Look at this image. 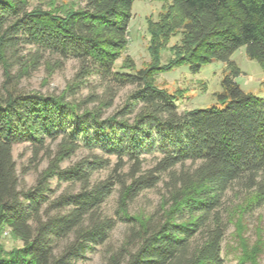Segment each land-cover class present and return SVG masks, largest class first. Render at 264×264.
I'll return each mask as SVG.
<instances>
[{"label": "trees", "instance_id": "16d2710c", "mask_svg": "<svg viewBox=\"0 0 264 264\" xmlns=\"http://www.w3.org/2000/svg\"><path fill=\"white\" fill-rule=\"evenodd\" d=\"M161 1L165 10L147 27L151 60L136 68L129 55L116 65L127 46L133 0L49 8L0 0V264H77L106 242L118 221L127 231L103 264H223L233 218L228 193L247 198L240 211L264 204V100L242 90L230 59L244 47L264 68V0ZM177 32L172 56L160 64L159 52ZM45 56L55 57L56 66L78 62L60 95L18 87V78ZM211 60L226 63L216 94L221 106L179 112L182 91L158 87L155 75L182 64L197 72ZM91 80L94 90L76 97ZM126 86L133 88L106 115ZM21 142L37 165L47 160L26 189L19 188L12 156ZM81 149L87 154L62 166ZM145 154L155 155L147 168ZM100 170L109 172L93 179ZM61 183L70 188L57 192ZM158 183L165 190L158 207L131 214L130 203ZM114 191L109 215L103 205ZM6 231L21 244L6 249ZM261 248L260 241L244 248L243 260L253 262Z\"/></svg>", "mask_w": 264, "mask_h": 264}, {"label": "rangeland", "instance_id": "374dc122", "mask_svg": "<svg viewBox=\"0 0 264 264\" xmlns=\"http://www.w3.org/2000/svg\"><path fill=\"white\" fill-rule=\"evenodd\" d=\"M74 1L76 0H29L31 6L41 5L43 8H49L51 5L70 4ZM166 5L167 3L161 0H133L128 23L127 46L121 57L116 61L117 66L120 65L125 55H129L133 59L136 68L143 67L150 62L148 22L157 21L159 14L165 10ZM179 40L180 33L178 32L168 39L165 47L159 52L158 59L160 64L166 63L169 57L172 56L170 48L172 45L177 44ZM26 51L27 49H24L22 53H26ZM230 59L240 70V74L234 80L240 85L242 90L264 100V68L255 59H251L246 55L244 47L234 51ZM77 67L78 62L75 59H68L61 66H56L55 57L47 56L39 62L37 68L29 70L27 74L18 78V87L29 92L60 95L65 91ZM17 68L18 66L15 65L12 72L17 73ZM226 71V63L219 60H211L197 72H192L187 64H182L170 70L158 72L155 75V84L170 93H175L176 90L182 91L181 96L176 101L179 112L195 108L220 107L221 104L216 94L221 90V79ZM3 82L4 76L2 69H0V85ZM95 82V80H91V86H81L77 90L76 97H86L92 89L94 90L92 85ZM132 88V86H126L119 90L114 105L106 110V115L124 101L126 94ZM71 98V96L68 97V99ZM54 146L55 144L53 143L50 148L53 149ZM86 154L87 151L78 150L70 160L64 161L62 166H68ZM12 156L16 162L19 188L21 189L32 186L38 172L47 165L45 158L40 160L38 165L36 161L32 160V148L27 142L14 144ZM154 156L153 154L144 155V168L149 167L153 163ZM25 169L28 170L25 171ZM108 172V170L97 171L94 173L93 179L103 178ZM52 182L53 187H55L56 182L54 180ZM65 188H70V186L61 183L57 192ZM71 188L74 187L71 186ZM164 192L162 183H158L155 188L141 192L130 203L129 212L133 215L152 212L158 207ZM228 196L227 204L232 208L233 218L228 225L222 244L223 264H264V204L249 211L244 210V208L242 209L243 211H240L247 198L244 199L243 194H232V192H229ZM116 199L117 192L114 191L103 205L104 211L109 215L114 212ZM240 201L242 204L239 203ZM126 231L127 224L123 221H118L109 231L106 242L86 251L77 264L105 263L109 252L120 245ZM258 241H260L262 248L254 258V261L243 260V249L252 250L258 244ZM1 242L6 249L21 244L20 241L10 238L7 231L2 234Z\"/></svg>", "mask_w": 264, "mask_h": 264}]
</instances>
